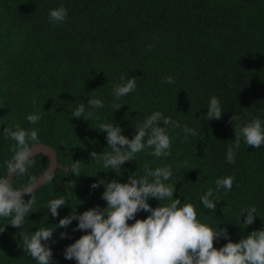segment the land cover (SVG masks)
<instances>
[{
	"label": "trees",
	"instance_id": "16d2710c",
	"mask_svg": "<svg viewBox=\"0 0 264 264\" xmlns=\"http://www.w3.org/2000/svg\"><path fill=\"white\" fill-rule=\"evenodd\" d=\"M61 5L67 18L54 26L49 13ZM167 76L174 83H166ZM133 77L135 91L116 99L114 86ZM213 96L223 111L219 120L206 119ZM90 98L100 99L103 107L91 108ZM81 103L94 118L71 115ZM117 104L121 107L115 110ZM155 111L181 125L167 126L171 155L157 158L145 148L118 175L105 172L102 160L91 159L93 151L101 157L111 151L100 124L119 125L131 139L135 126ZM30 114H39L36 124L27 120ZM232 116L238 119L231 121ZM253 118L264 126V0H0V176L6 174L5 161L15 144L4 137L5 127L36 130L38 143L51 146L57 161L51 182L36 188L33 212L23 226L13 227L10 218L0 217V227L8 223L0 233V264H37L23 250L22 233L54 228L72 211L103 209L107 182L127 183L130 176H144L146 167H171L165 183L175 185L173 199L192 203L200 222L227 229L228 237L216 239L214 247L264 228V145L255 149L241 138L235 163L226 160L234 127ZM184 125L196 135L185 139ZM33 159L26 175L12 177L14 188L46 170V154L36 153ZM75 160L80 176L65 172ZM227 176L234 177L232 189L214 192L219 199L215 211L205 209L201 197ZM98 180L105 184L93 189ZM60 197L67 203L53 217L47 206ZM168 202L148 199L152 208ZM253 205L257 216L245 227L247 212L237 217ZM148 215L141 210L128 223ZM77 224L74 219L65 228H54L43 242L52 249L51 264H77L64 256L67 246L85 234Z\"/></svg>",
	"mask_w": 264,
	"mask_h": 264
},
{
	"label": "clouds",
	"instance_id": "9594fccd",
	"mask_svg": "<svg viewBox=\"0 0 264 264\" xmlns=\"http://www.w3.org/2000/svg\"><path fill=\"white\" fill-rule=\"evenodd\" d=\"M67 18V9L61 5L49 13V19L55 26L63 24ZM151 49V45L147 46ZM124 81L125 77H120ZM166 83H174L172 76L165 77ZM136 80L129 78L125 83L114 86L113 92L116 99H120L135 91ZM87 104L93 109L103 107L98 98H90ZM118 110L121 105H114ZM206 119L219 120L222 116L220 101L213 96L207 106ZM76 118L85 120L94 118L92 111H86L85 104L81 103L72 113ZM40 119L39 114H30L27 120L36 124ZM238 117L232 116L231 121ZM163 122V127L160 122ZM180 128L179 122H173L171 117H165L160 111L138 123L136 134L129 139L122 134L119 125L111 122L100 124L99 131L106 132L107 145L110 152L103 153L102 157L97 152L90 153L91 159L100 162L105 172L114 170L116 174L121 172V166L135 158L137 153L145 148H151L150 153L154 157H166L171 155L172 140L167 133V126ZM185 139L189 135H196L194 129L183 126ZM234 145L227 150L226 160L235 163V149L240 146L241 138L248 146L259 148L264 145V126L259 118H253L243 126L234 127ZM5 138H11L15 144L10 149L13 153L11 159L5 161L6 174L0 176V217L10 218L13 227L20 228L24 224L26 216L33 212L36 203L35 191L38 187L35 177H30L29 182L19 188L13 187V179L10 177L24 176L28 169L34 165L33 148L39 142L38 132L21 128L16 125L15 130L5 127ZM147 137V139H145ZM44 144V143H42ZM45 145V144H44ZM49 146V145H47ZM51 147V146H49ZM52 148V147H51ZM43 153V152H42ZM72 163L70 171L65 172L80 176L79 160ZM171 167H157L155 170L145 168V175L139 178L129 177L127 183H121L113 179L106 183L102 193V199L107 206L100 209L99 206L90 208L77 215L76 211L59 220L56 227L65 228L72 220H78L77 229L86 230L74 243L67 246L64 256L66 259H75L77 264H264V228L254 230L239 242H228L220 248L214 247V241L220 237H228L227 229L213 228L197 218V210L192 203H181L179 198L173 199L175 185L165 183L172 177ZM54 173L50 168L44 173L47 182H51ZM149 177L153 179L149 181ZM234 177L227 176L216 180V188H209L201 197L205 209H216L214 192L224 189L230 191ZM105 184L104 180L93 183V189ZM75 186V185H74ZM31 198L25 201L24 196ZM161 201H169L152 208L148 203L149 198ZM67 203L64 197L49 201L47 208L51 215H59L58 209ZM150 212L145 219H135L134 223L128 221L135 218L139 211ZM246 219L242 220L246 227L254 222L257 209L253 205L242 210ZM6 223V224H8ZM0 227V233L5 231V225ZM54 228L41 227L30 236L22 233V247L24 252L37 261V264H51L52 249L44 241L53 236ZM90 230V231H87ZM67 233L62 232L61 238Z\"/></svg>",
	"mask_w": 264,
	"mask_h": 264
},
{
	"label": "water",
	"instance_id": "95a60500",
	"mask_svg": "<svg viewBox=\"0 0 264 264\" xmlns=\"http://www.w3.org/2000/svg\"><path fill=\"white\" fill-rule=\"evenodd\" d=\"M39 152H43L44 154H46L48 156V166L46 168V170L39 175V177L36 179V183L39 186L40 184L44 183L46 180L44 178V173L50 168L51 170L54 171V169L57 166V161H56V151L47 146L44 145L42 143H38L37 145L34 146L33 148V154L39 153ZM10 179H12V177H10Z\"/></svg>",
	"mask_w": 264,
	"mask_h": 264
}]
</instances>
